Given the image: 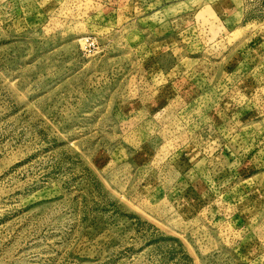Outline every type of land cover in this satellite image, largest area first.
Here are the masks:
<instances>
[{"label":"rangeland","instance_id":"1","mask_svg":"<svg viewBox=\"0 0 264 264\" xmlns=\"http://www.w3.org/2000/svg\"><path fill=\"white\" fill-rule=\"evenodd\" d=\"M0 264H264V0H0Z\"/></svg>","mask_w":264,"mask_h":264}]
</instances>
